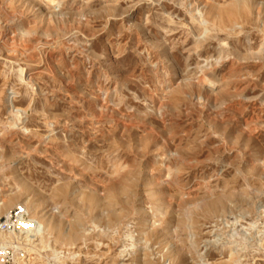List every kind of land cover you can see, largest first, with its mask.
I'll use <instances>...</instances> for the list:
<instances>
[{"label":"rangeland","instance_id":"obj_1","mask_svg":"<svg viewBox=\"0 0 264 264\" xmlns=\"http://www.w3.org/2000/svg\"><path fill=\"white\" fill-rule=\"evenodd\" d=\"M18 205L20 264H264V0H0Z\"/></svg>","mask_w":264,"mask_h":264},{"label":"built area","instance_id":"obj_2","mask_svg":"<svg viewBox=\"0 0 264 264\" xmlns=\"http://www.w3.org/2000/svg\"><path fill=\"white\" fill-rule=\"evenodd\" d=\"M36 221L25 205H18L9 214L0 218V232L8 238L0 239V264H15L27 257L22 237L33 230ZM15 236V239L10 238Z\"/></svg>","mask_w":264,"mask_h":264},{"label":"bare ground","instance_id":"obj_3","mask_svg":"<svg viewBox=\"0 0 264 264\" xmlns=\"http://www.w3.org/2000/svg\"><path fill=\"white\" fill-rule=\"evenodd\" d=\"M43 1H45V2H49V1H52V0H43ZM49 4V3H48ZM52 4V3H51ZM3 9V8H2ZM48 53V52H47ZM21 70H22V68H21ZM23 71H25V70H23ZM23 74V73H22ZM212 76V75H211ZM28 77V76H27ZM202 80V79H201ZM204 81V80H203ZM207 85H208V83H206ZM210 84V83H209ZM211 85V84H210ZM11 107V106H10ZM179 159V158H178ZM185 211V210H184ZM186 214V213H185ZM230 216V215H229ZM187 217V216H186ZM36 230H39L40 231V226H38L37 225V223L34 225V228H33V230H31L27 235H25V236H27V238H26V241H27V243H29L30 244V247L32 248V247H34V240H33V238H32V235H34L35 233H36ZM190 230V229H189ZM190 232V231H189ZM190 234V233H189ZM24 236V237H25ZM24 237H22V238H24ZM1 238H4V239H6V238H8V235H5V234H3V233H1L0 232V239ZM10 238H12V239H15V236H10ZM25 239V238H24ZM23 239V240H24ZM25 246H26V244H25ZM26 249H28V247L26 246ZM15 264H20V262H18V263H15Z\"/></svg>","mask_w":264,"mask_h":264}]
</instances>
